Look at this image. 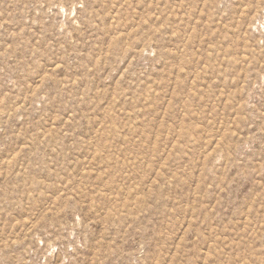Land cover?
<instances>
[{
  "label": "rangeland",
  "instance_id": "374dc122",
  "mask_svg": "<svg viewBox=\"0 0 264 264\" xmlns=\"http://www.w3.org/2000/svg\"><path fill=\"white\" fill-rule=\"evenodd\" d=\"M0 264H264V0H0Z\"/></svg>",
  "mask_w": 264,
  "mask_h": 264
}]
</instances>
